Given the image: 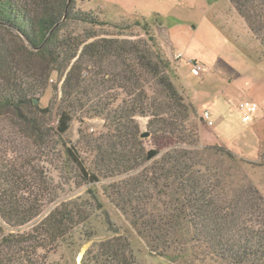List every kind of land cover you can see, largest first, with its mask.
<instances>
[{
  "label": "trees",
  "instance_id": "obj_1",
  "mask_svg": "<svg viewBox=\"0 0 264 264\" xmlns=\"http://www.w3.org/2000/svg\"><path fill=\"white\" fill-rule=\"evenodd\" d=\"M90 2L0 0V264H53L106 204L167 264H264V199L232 171L249 162L198 137L148 22ZM231 2L264 49V0ZM84 186L92 204L60 202ZM92 259L137 264L119 229Z\"/></svg>",
  "mask_w": 264,
  "mask_h": 264
},
{
  "label": "rangeland",
  "instance_id": "obj_2",
  "mask_svg": "<svg viewBox=\"0 0 264 264\" xmlns=\"http://www.w3.org/2000/svg\"><path fill=\"white\" fill-rule=\"evenodd\" d=\"M89 5L106 20L148 22L168 58L173 59L174 50L182 53L188 96L199 110H209L213 121V126L202 124L200 128L198 114L193 113V129L203 143L222 146L249 162L234 164V178L243 179L240 182L251 185L264 199V49L231 0H91ZM188 59L203 63L202 77L189 73L192 65ZM175 85L185 97L178 79ZM49 98L48 91L42 103ZM77 127L73 126L69 139L75 140ZM98 127L92 129L98 131ZM14 143L20 146L21 140ZM63 201L92 204L85 186L68 191ZM262 215L260 211L253 217L263 222ZM115 229L128 236L137 264H167L154 256L125 217L107 204L103 209L93 208L88 223L49 260L53 264H93L97 244L111 237Z\"/></svg>",
  "mask_w": 264,
  "mask_h": 264
},
{
  "label": "crops",
  "instance_id": "obj_3",
  "mask_svg": "<svg viewBox=\"0 0 264 264\" xmlns=\"http://www.w3.org/2000/svg\"><path fill=\"white\" fill-rule=\"evenodd\" d=\"M176 52H179V51H173V59H170V58H168L171 62H173L174 63V65L177 67V72H178V77L176 78V79H178V83L181 85V87H182V92L184 93V95H185V97L190 101V103L192 104V106H193V109H194V114H195V116L197 115V117H198V120H199V124H201V120H200V117H201V113H202V111L203 110H206V109H202V110H199L197 107H196V105L194 104V103H192V101L190 100V97L188 96V93H187V89H186V87L184 86V84H185V82L183 81V79H184V77H183V75H184V73L187 71V66H185V68H183L182 67V63H181V60H179L178 62H176L175 61V53ZM203 64V63H202ZM190 68H189V73H190ZM201 76V75H200ZM199 77V76H198ZM202 77V76H201ZM209 111V110H208ZM210 112V111H209ZM211 113V112H210ZM213 126V125H212ZM200 128H201V125H200ZM200 137H202V133H201V131H200Z\"/></svg>",
  "mask_w": 264,
  "mask_h": 264
},
{
  "label": "built area",
  "instance_id": "obj_4",
  "mask_svg": "<svg viewBox=\"0 0 264 264\" xmlns=\"http://www.w3.org/2000/svg\"><path fill=\"white\" fill-rule=\"evenodd\" d=\"M175 59L181 60L182 59V53L176 52L175 53ZM187 63L192 65L191 73L194 76H197V77L200 76V74L205 70L204 66L201 63H199L193 59H188ZM201 118L207 126L211 127L213 125V121L211 119V113L208 110L202 111Z\"/></svg>",
  "mask_w": 264,
  "mask_h": 264
},
{
  "label": "water",
  "instance_id": "obj_5",
  "mask_svg": "<svg viewBox=\"0 0 264 264\" xmlns=\"http://www.w3.org/2000/svg\"><path fill=\"white\" fill-rule=\"evenodd\" d=\"M23 36V35H22ZM35 103H37V101H35ZM148 136V134L147 133H143L142 135H141V138H144V137H147Z\"/></svg>",
  "mask_w": 264,
  "mask_h": 264
}]
</instances>
